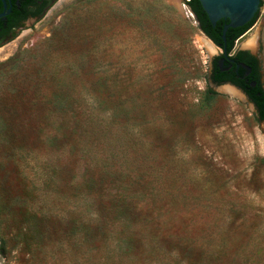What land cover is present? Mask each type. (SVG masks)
Returning <instances> with one entry per match:
<instances>
[{
	"label": "rangeland",
	"instance_id": "1",
	"mask_svg": "<svg viewBox=\"0 0 264 264\" xmlns=\"http://www.w3.org/2000/svg\"><path fill=\"white\" fill-rule=\"evenodd\" d=\"M236 50L264 85V0ZM221 52L173 0H56L16 29L0 264H264V119L209 82Z\"/></svg>",
	"mask_w": 264,
	"mask_h": 264
},
{
	"label": "trees",
	"instance_id": "2",
	"mask_svg": "<svg viewBox=\"0 0 264 264\" xmlns=\"http://www.w3.org/2000/svg\"><path fill=\"white\" fill-rule=\"evenodd\" d=\"M38 0H26L23 2L21 7L28 11L29 6L33 4H37ZM41 1V0H40ZM53 0H43V4L41 5L40 12L44 7H50ZM186 5L190 8V10L195 15V20L198 22V26L200 30L208 37L210 38L217 46H219L222 49H225L227 54L233 51L234 48V42L236 39H238L241 35H243L251 26L243 25L236 28H228L225 33V40L222 39V28L225 22L217 21L215 25H212L210 20L208 19L207 14L203 10L201 3L199 0H187ZM262 5V2H261ZM14 13L10 16H8V25L7 29L10 30L13 25H18V20L20 19L19 11L15 8H13ZM34 14V13H33ZM258 15V14H257ZM23 16L22 18H24ZM257 19V17H256ZM2 21V20H1ZM256 21V20H255ZM2 23V22H1ZM15 36V32H12L9 39ZM238 56L241 55H247L246 52H239L237 54ZM217 58V57H216ZM245 61L248 64H251L254 67V80H256L257 84L255 87H250L248 84H242L237 81L235 78V73L232 72L234 69V66L231 68V73L228 74L227 71H220L219 67L215 63L214 70H213V76L212 79L214 81L220 82L223 79H231L233 82L241 84L245 92L249 95V97L252 99V101L255 103L257 108V114L258 119L263 120L264 119V90L261 89L259 85V73L256 68V62L255 59L247 55ZM249 87V88H247ZM214 91L211 88H208L206 91L207 98H211L212 95H214Z\"/></svg>",
	"mask_w": 264,
	"mask_h": 264
},
{
	"label": "flooded vegetation",
	"instance_id": "3",
	"mask_svg": "<svg viewBox=\"0 0 264 264\" xmlns=\"http://www.w3.org/2000/svg\"><path fill=\"white\" fill-rule=\"evenodd\" d=\"M25 1L26 0H9L10 5H11L9 12L4 17L0 18V47L5 42H7V40L9 39L12 32H15L16 29L22 27L24 25V23L29 19H33V20L39 19L43 15L45 10L48 8V7H44L40 12L39 10L41 8V5L43 4V0H41V1L38 0L37 4L30 5L28 11H25L21 7L23 2H25ZM13 8H15L19 11L20 19L18 20V25H13V27L10 30H8L7 29L8 16H10L14 13ZM2 10H3V3H2V0H0V12ZM23 16H25V17L22 18ZM239 52H246L247 55H249L250 57L255 59L256 68H257L258 73H259V85H260L261 89L264 90L263 79H262V68H261L259 58L255 54H253L252 52H250L248 50L232 51L229 54H227V56H225L224 55V49H222V52L211 63V69L209 71V76H208L209 80H212L213 82L218 83V84L229 82V83L239 87L244 92H245L244 87L239 83H242V84H248L249 83L250 87H255L257 82H256V80H254V72H253L254 67L245 61L247 55L238 56L237 54ZM221 60H222V64H220ZM215 63L219 67L220 71H222V72L227 71L228 74L231 73V68L234 66V69L232 70V72L235 73V78L237 79V81H239V83L233 82L229 78L223 79L220 82L214 81L212 79V76H213V70H214ZM247 88H249V87H247ZM251 101H252V99H251ZM254 105H255V103H254ZM255 108H256V105H255ZM256 111H257V108H256ZM257 116H258V114H257Z\"/></svg>",
	"mask_w": 264,
	"mask_h": 264
},
{
	"label": "water",
	"instance_id": "4",
	"mask_svg": "<svg viewBox=\"0 0 264 264\" xmlns=\"http://www.w3.org/2000/svg\"><path fill=\"white\" fill-rule=\"evenodd\" d=\"M173 1L176 4H178V6L182 9L184 7V4H186L185 2L187 0H173ZM199 1L212 25H215L217 21L225 22L221 34V37L224 40H225V33L228 28H236L243 25L254 26L262 2V0H199ZM54 2H56V0H53L50 6H52ZM2 3H3V10L0 12V18L4 17L9 12V9L11 7L9 0H2ZM209 40L211 39L209 38ZM211 42L213 41L211 40ZM224 55L227 56L225 49H224ZM220 64H222V60ZM209 82L213 87H216L220 90H227L232 93L244 96L246 100L251 102L252 106L255 108V105L251 101L249 96L239 87L229 82L221 83V84L215 83L212 80H209Z\"/></svg>",
	"mask_w": 264,
	"mask_h": 264
}]
</instances>
